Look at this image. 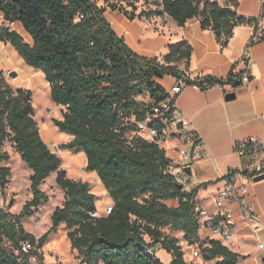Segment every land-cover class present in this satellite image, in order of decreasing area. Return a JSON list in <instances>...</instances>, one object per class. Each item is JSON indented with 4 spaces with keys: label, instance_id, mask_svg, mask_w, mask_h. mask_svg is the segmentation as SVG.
I'll return each instance as SVG.
<instances>
[{
    "label": "trees",
    "instance_id": "obj_1",
    "mask_svg": "<svg viewBox=\"0 0 264 264\" xmlns=\"http://www.w3.org/2000/svg\"><path fill=\"white\" fill-rule=\"evenodd\" d=\"M159 5L180 26L199 16L202 27L214 29L223 45L244 22L219 0H162ZM0 12L6 21L20 22L32 42L3 24L0 41L14 46L26 64L44 73L52 101L64 107L54 124L72 136L66 147L85 153L87 170L96 173L113 202L110 213L90 215L98 210L90 183L68 177L62 159L41 135L31 91L14 90L0 69V190L5 192L11 175L10 167L2 164L10 159L3 149L7 140L14 142L32 171V197L22 210L16 214L0 208V264H28L19 261L15 251L22 240L35 238L22 219L49 200L41 185L53 172L64 202L54 209L52 226L39 237L40 246L63 223L78 252L77 264H165L146 251L142 234L148 244L172 255L170 264H188L180 241L199 243L205 260L237 264L239 255L222 241L200 239L198 189L187 193L180 188L169 172L172 160L166 150L138 134L137 121L145 118L147 108L138 97L148 92L153 103L168 97L157 79L181 76L172 63L190 58L189 42L170 46L163 61L140 56L115 32L106 8L96 0H0ZM41 260L46 264L44 256Z\"/></svg>",
    "mask_w": 264,
    "mask_h": 264
},
{
    "label": "crops",
    "instance_id": "obj_2",
    "mask_svg": "<svg viewBox=\"0 0 264 264\" xmlns=\"http://www.w3.org/2000/svg\"><path fill=\"white\" fill-rule=\"evenodd\" d=\"M235 1L236 4L233 5L229 0H219L220 4H228L244 19L243 23L234 27L228 43L224 45L214 29L202 27L199 16L189 19L184 26H180L163 12L162 5H159L155 12L145 15H142V10H135V15L130 18L125 15V11L118 10L115 20L110 21L115 32L140 56L157 57L163 61L169 54L170 46L182 41H187L191 45L192 53L189 59L183 58L172 63L177 65L181 76L166 75L157 81L170 95H174L172 90L174 86L182 84V91L175 94L176 104L188 127L196 129L206 141L210 154L192 164L189 186L198 189L196 197L198 202L210 210H213L210 196L221 186L219 181L221 175L240 165V158L233 149L234 142L250 136L264 139V39L252 40L259 24L257 17L264 11V0ZM5 25L12 29L14 27V23L8 21ZM245 70L249 72L251 80L244 84L240 82V78ZM227 77H233L238 81L234 89L236 97L233 100H226L223 91L218 87L199 90L187 82V79L201 81L205 78ZM165 78H169L166 83ZM61 108L64 109L63 106ZM61 118L62 116L54 117ZM68 139L72 140V136ZM167 155L173 165L180 161L177 150H169ZM249 188L250 200L259 212L264 227V179L250 183ZM263 227L259 234L264 240ZM210 235L208 229L199 230L201 240L207 239ZM223 243L239 255L237 264H248V259L252 255L255 264H263L252 230L237 228L234 230L233 239ZM230 243L237 249L231 248ZM243 248L250 250L244 252ZM188 255L189 260L184 258L188 264H216L220 259L205 260L203 254L194 257L192 250L186 254ZM183 256L185 257L184 254ZM169 258V263L165 264L172 262V255Z\"/></svg>",
    "mask_w": 264,
    "mask_h": 264
},
{
    "label": "built area",
    "instance_id": "obj_3",
    "mask_svg": "<svg viewBox=\"0 0 264 264\" xmlns=\"http://www.w3.org/2000/svg\"><path fill=\"white\" fill-rule=\"evenodd\" d=\"M259 24L252 37L253 41L264 39V11L257 17ZM251 40V41H252ZM251 80L247 70L241 73L240 82L249 83ZM199 90H207L213 87L220 88L226 96L234 92L237 83L230 81L229 77L216 81L202 79L193 84ZM182 84L173 87L174 95L168 94L165 99L153 103L148 92H145L138 99L147 104L145 118L137 121L138 134L158 144L166 152L177 150L180 161L177 165H171L169 172L173 175L177 183L182 184L187 193L193 191L189 184L191 174L185 169L193 163L202 160L210 154L206 141L196 130L188 127V123L183 119L182 113L176 104L175 94L182 91ZM233 149L240 158L238 167L229 169L222 174L219 181L221 186L211 196L210 200L213 210L197 204V214L200 222V230L208 229L210 236L207 239H217L220 241H230L234 237V230L237 228H247L253 231L255 243L260 258L264 256V240L259 234L261 227V217L255 205L251 202L250 183L254 178L264 174V139L256 136L239 139L234 142ZM197 199V198H196ZM113 204L105 208V213L111 212ZM0 208L5 209L4 192L0 190ZM92 217L100 215L99 210L90 213ZM264 228V227H263ZM144 242H147L146 251L151 255H156L159 246L148 244V237L142 234ZM180 244L186 243L180 241ZM186 247L193 249L192 255L199 257L202 250L199 243ZM19 261L28 264H43L42 246L39 237L34 239H24L15 249ZM157 256V255H156ZM45 263V262H44Z\"/></svg>",
    "mask_w": 264,
    "mask_h": 264
},
{
    "label": "rangeland",
    "instance_id": "obj_4",
    "mask_svg": "<svg viewBox=\"0 0 264 264\" xmlns=\"http://www.w3.org/2000/svg\"><path fill=\"white\" fill-rule=\"evenodd\" d=\"M98 5L106 8V16L109 21L115 20L116 11H125V15L130 18L134 16V11L142 10V15L153 13L159 9L160 0H96ZM0 24L5 25L6 21L0 12ZM13 29L20 32L26 41L32 42L30 34L24 29L20 22H15ZM14 52V54H13ZM3 68L6 82L14 89H29L32 93L31 103L34 106L35 119L40 127L41 135L44 141L61 159V167L67 170L68 177L76 181H87L90 183L91 190L96 195V204L100 214L105 213V208L113 204L106 188L101 183L95 172L88 171L86 168L87 159L83 151L69 149L66 145L71 141L68 139L71 135L60 131L54 124L55 116H62V106L54 103L50 96L49 83L41 70H37L26 64L19 55L16 48L0 41V69ZM11 71H16L15 77L10 76ZM169 78H165L166 83ZM3 149L10 154V159L3 162V165L11 169L10 182L4 192L5 209L18 214L25 202L32 197L30 188L31 169L21 159L12 140H7ZM49 200L43 203L37 211L29 218L22 219V224L28 233L36 237H41L52 226L51 215L57 206L64 202V191L56 182V174L50 175L41 185ZM13 206L10 207V204ZM68 229L65 224H60L56 231L51 233L47 241L43 244L44 262L77 264L79 262L78 252L72 248L70 239L67 235ZM182 240L181 235H178ZM184 258L190 259L191 250H188L186 244H180ZM229 246L237 249L231 243ZM244 252L249 248H243ZM157 258L164 263H169L171 254L162 247L157 250ZM248 264H255L254 255L250 256ZM46 259V260H45ZM214 264V263H213Z\"/></svg>",
    "mask_w": 264,
    "mask_h": 264
},
{
    "label": "water",
    "instance_id": "obj_5",
    "mask_svg": "<svg viewBox=\"0 0 264 264\" xmlns=\"http://www.w3.org/2000/svg\"><path fill=\"white\" fill-rule=\"evenodd\" d=\"M17 75V72L16 71H11L10 72V76L11 77H15ZM236 97V93L235 92H230L228 93L226 96H225V99L226 100H233L235 99ZM189 174H192V166H188L185 168ZM264 179V174L263 175H259L257 177L254 178V182H257V181H260V180H263ZM179 187L180 188H183V185L182 184H179ZM262 262L264 264V256L262 257Z\"/></svg>",
    "mask_w": 264,
    "mask_h": 264
}]
</instances>
